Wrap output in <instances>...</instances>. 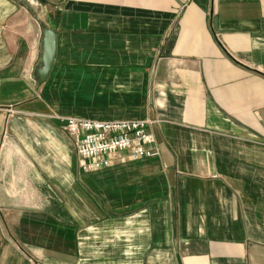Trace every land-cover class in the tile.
I'll return each instance as SVG.
<instances>
[{"label": "crops", "instance_id": "obj_1", "mask_svg": "<svg viewBox=\"0 0 264 264\" xmlns=\"http://www.w3.org/2000/svg\"><path fill=\"white\" fill-rule=\"evenodd\" d=\"M263 70L264 0H0V264H264ZM66 118L157 155L87 172Z\"/></svg>", "mask_w": 264, "mask_h": 264}, {"label": "built area", "instance_id": "obj_2", "mask_svg": "<svg viewBox=\"0 0 264 264\" xmlns=\"http://www.w3.org/2000/svg\"><path fill=\"white\" fill-rule=\"evenodd\" d=\"M64 123L66 133L73 139L82 168L87 172L157 155L148 121L66 118Z\"/></svg>", "mask_w": 264, "mask_h": 264}, {"label": "water", "instance_id": "obj_3", "mask_svg": "<svg viewBox=\"0 0 264 264\" xmlns=\"http://www.w3.org/2000/svg\"><path fill=\"white\" fill-rule=\"evenodd\" d=\"M56 52V43L54 33L48 30L43 32L42 52L40 66L36 69L34 77L38 83L42 84L47 80L54 63Z\"/></svg>", "mask_w": 264, "mask_h": 264}, {"label": "rangeland", "instance_id": "obj_4", "mask_svg": "<svg viewBox=\"0 0 264 264\" xmlns=\"http://www.w3.org/2000/svg\"><path fill=\"white\" fill-rule=\"evenodd\" d=\"M144 121H146V120H144Z\"/></svg>", "mask_w": 264, "mask_h": 264}]
</instances>
